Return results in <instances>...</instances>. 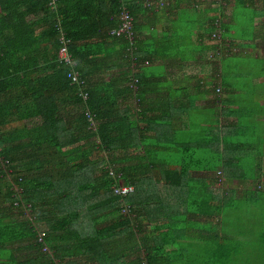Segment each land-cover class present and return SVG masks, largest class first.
Segmentation results:
<instances>
[{
	"label": "trees",
	"instance_id": "16d2710c",
	"mask_svg": "<svg viewBox=\"0 0 264 264\" xmlns=\"http://www.w3.org/2000/svg\"><path fill=\"white\" fill-rule=\"evenodd\" d=\"M121 3L131 14L145 5L144 0H58L53 10L49 0H0V164L12 170V181L21 189L14 193L0 170V264L173 261L175 245L170 244L168 231L162 225L156 229L158 223L147 222L140 215V179L131 176L133 169L117 166L120 158L116 152L125 150L126 142L136 138L139 130L130 121V106L117 107L118 97L125 94L118 85L134 76L139 87L143 84L127 53L128 41L109 35L119 23ZM61 33L71 41L75 70L86 83V103L79 88L70 82V67L58 62ZM135 56L137 65L148 61L139 50ZM112 59L120 62L125 78H110L103 84L93 81L90 69L101 71L100 67ZM129 89L127 99L134 95ZM141 96L138 89L137 113H142ZM64 98L77 109L62 119L59 113L66 105L59 103ZM88 112L95 120V129L86 118ZM32 118L43 122L24 126ZM69 118L72 124L66 122ZM68 148L75 153L66 157ZM224 162L223 179L246 180L244 174L238 175L232 160ZM110 169L120 173L136 193L126 199L115 196ZM230 199L237 201L231 192L223 193L221 210L207 206L198 214L221 219ZM15 202L29 205L28 216L21 206H14ZM124 203L132 205L135 221L131 219L134 215H121ZM147 225L154 230L148 232ZM219 235L203 237L205 247L213 250L206 259L229 264L234 259L225 252L229 238ZM39 236L47 252L38 242Z\"/></svg>",
	"mask_w": 264,
	"mask_h": 264
},
{
	"label": "crops",
	"instance_id": "0c3cea01",
	"mask_svg": "<svg viewBox=\"0 0 264 264\" xmlns=\"http://www.w3.org/2000/svg\"><path fill=\"white\" fill-rule=\"evenodd\" d=\"M164 2L142 4L132 14L138 50L148 61L137 65L142 113L135 111L136 94L125 97L128 80L118 85L125 94L117 107L130 106V121L139 130L116 157L118 167L133 169L131 176L140 179L141 217L158 223L156 229L162 225L177 253L176 247L189 246L195 236L220 233L219 217L198 213L207 206L221 210L223 193L264 203V10L263 0ZM217 19L223 29L219 40L212 38ZM100 68L90 69L98 84L124 77L114 59ZM59 104L66 105L62 119L77 109L66 99ZM42 122L32 118L23 124ZM66 122L72 124L71 118ZM66 151V157L75 153ZM225 159L245 181L224 177V186L218 183Z\"/></svg>",
	"mask_w": 264,
	"mask_h": 264
},
{
	"label": "rangeland",
	"instance_id": "374dc122",
	"mask_svg": "<svg viewBox=\"0 0 264 264\" xmlns=\"http://www.w3.org/2000/svg\"><path fill=\"white\" fill-rule=\"evenodd\" d=\"M223 211L219 237L225 234L229 238L225 252L234 256L229 264H264V204L230 201ZM206 243L203 237H193L189 246L173 253L170 264H220V261L213 263L206 259V255L213 252L205 247Z\"/></svg>",
	"mask_w": 264,
	"mask_h": 264
},
{
	"label": "built area",
	"instance_id": "2783aa9c",
	"mask_svg": "<svg viewBox=\"0 0 264 264\" xmlns=\"http://www.w3.org/2000/svg\"><path fill=\"white\" fill-rule=\"evenodd\" d=\"M145 6L146 7H151L154 4L160 5V6H165L164 0H144ZM58 0H49V5L51 9L55 10L57 8ZM263 10H264V0H263ZM118 25L116 28L112 29L109 32V35L115 36V37H124L128 43L129 47L127 49V53L129 55V58L132 62V66L134 68V72H137V63H136V53L138 52V46H137V36L135 32V27H134V17L130 12V9L125 6L123 3H121V9L118 17ZM213 27L214 31L212 32V38L215 40H219L221 35H222V22L221 20L217 19L214 20L213 22ZM61 47L58 52V62L63 63L66 66L70 67V73H69V78L70 82L72 85H76L79 88V96L82 99L84 103L87 102L88 100V94L84 91L86 83L82 79L81 74L79 71L75 70L76 62L74 61L72 54L69 49V45L71 41L66 38V36L61 33ZM139 80L135 78V76L132 78V80L129 82V87L131 88V91L136 94V92L139 89L138 86ZM217 93H220V89H218ZM137 100L135 99V105L137 104ZM86 118H88V122L91 123L92 129H95V120L94 118L90 117V112L86 113ZM0 170L4 172L5 174V179L9 180L8 182L12 186V191L14 193L19 194L21 192V189L16 186L14 181V175H12V170L3 165L2 163L0 164ZM110 175L113 177L114 180V195L117 196L118 198H128L130 195H132L135 190L132 186L126 185L121 179V174L113 171L110 169ZM218 183L224 186V179L222 176V172H218ZM15 207L21 206L22 210L24 211L25 215L28 216L27 214V209L29 207L28 204L20 203V202H15L14 203ZM121 215L125 217H132L134 215L133 213V208L130 205L123 204L121 205ZM38 242L43 245V251L47 252L48 247L46 246L44 240L42 237L39 236Z\"/></svg>",
	"mask_w": 264,
	"mask_h": 264
},
{
	"label": "clouds",
	"instance_id": "9594fccd",
	"mask_svg": "<svg viewBox=\"0 0 264 264\" xmlns=\"http://www.w3.org/2000/svg\"><path fill=\"white\" fill-rule=\"evenodd\" d=\"M134 27H135V23H134Z\"/></svg>",
	"mask_w": 264,
	"mask_h": 264
}]
</instances>
